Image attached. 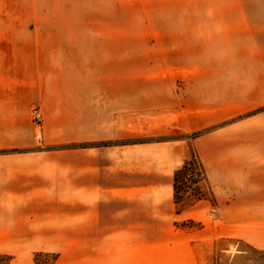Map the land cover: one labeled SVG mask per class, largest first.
I'll list each match as a JSON object with an SVG mask.
<instances>
[{
    "label": "rangeland",
    "instance_id": "374dc122",
    "mask_svg": "<svg viewBox=\"0 0 264 264\" xmlns=\"http://www.w3.org/2000/svg\"><path fill=\"white\" fill-rule=\"evenodd\" d=\"M1 11L13 37L61 65L53 126L71 139L74 111L104 135L47 147L36 102L38 143L114 151L126 175L156 183L165 199L196 154L216 205L186 203L174 226L213 240L200 250L206 264H264V0H0ZM40 253H0V264H57L58 254Z\"/></svg>",
    "mask_w": 264,
    "mask_h": 264
},
{
    "label": "crops",
    "instance_id": "0c3cea01",
    "mask_svg": "<svg viewBox=\"0 0 264 264\" xmlns=\"http://www.w3.org/2000/svg\"><path fill=\"white\" fill-rule=\"evenodd\" d=\"M10 19L0 12V253L16 259L55 253L57 264H206L200 250L213 240L199 235L204 230L190 237L174 226L181 213L172 183L165 199L156 183L142 186L135 174L126 175L114 151L49 150L38 143L29 118L36 102L47 147L101 142L104 135L99 126L80 127L74 111L71 139L53 126V116L63 114L52 103L61 65L39 43L13 37ZM38 144L41 149L24 151Z\"/></svg>",
    "mask_w": 264,
    "mask_h": 264
},
{
    "label": "trees",
    "instance_id": "16d2710c",
    "mask_svg": "<svg viewBox=\"0 0 264 264\" xmlns=\"http://www.w3.org/2000/svg\"><path fill=\"white\" fill-rule=\"evenodd\" d=\"M174 203L178 208L186 203L195 205L209 201L216 205V199L208 180L206 169L196 154L186 160L173 174ZM41 255L37 254L36 257ZM0 254V258H2Z\"/></svg>",
    "mask_w": 264,
    "mask_h": 264
},
{
    "label": "built area",
    "instance_id": "2783aa9c",
    "mask_svg": "<svg viewBox=\"0 0 264 264\" xmlns=\"http://www.w3.org/2000/svg\"><path fill=\"white\" fill-rule=\"evenodd\" d=\"M33 118L36 122H41V112L38 109L33 110Z\"/></svg>",
    "mask_w": 264,
    "mask_h": 264
}]
</instances>
